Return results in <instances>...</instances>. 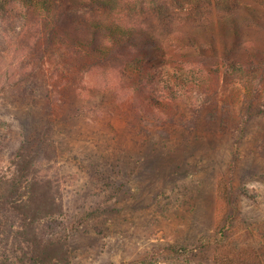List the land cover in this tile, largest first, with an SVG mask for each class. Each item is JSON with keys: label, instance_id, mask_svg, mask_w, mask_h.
Returning a JSON list of instances; mask_svg holds the SVG:
<instances>
[{"label": "rangeland", "instance_id": "374dc122", "mask_svg": "<svg viewBox=\"0 0 264 264\" xmlns=\"http://www.w3.org/2000/svg\"><path fill=\"white\" fill-rule=\"evenodd\" d=\"M167 49L171 60L202 59L187 47ZM67 73L63 87L46 82L21 97L0 92V170L34 136L54 148L28 149L40 151L38 178L61 204L35 226L39 235L66 237L59 264H214L207 259L222 247L215 219L222 207L232 215V245L264 264V115L240 128L247 107L264 102V87L253 95L224 78L195 120L186 101L166 120L138 116L116 95H102L99 83L86 80L83 89L80 76ZM12 240L1 244L0 260L27 264ZM182 247L205 257L184 258L176 253Z\"/></svg>", "mask_w": 264, "mask_h": 264}, {"label": "trees", "instance_id": "16d2710c", "mask_svg": "<svg viewBox=\"0 0 264 264\" xmlns=\"http://www.w3.org/2000/svg\"><path fill=\"white\" fill-rule=\"evenodd\" d=\"M0 38V92L12 96L32 95L46 82L63 87L73 69L83 89L86 80L99 83L102 95H116L138 116L172 119L177 104L186 101L196 108L195 120L214 93L213 84L224 78L253 95L264 87V0H0ZM168 44L176 52L187 47L202 59L197 65L171 60ZM260 115L264 102L247 107L243 132L249 119ZM33 145L54 150L42 135L34 136L16 150L8 169L0 170V246L13 234L12 244L27 264H59L66 237L35 232L38 220L62 209L38 178L43 159L40 151L28 149ZM231 218L224 207L218 209L216 238L222 247L207 260L261 264L245 246L232 245ZM196 251L176 249L184 258ZM205 252L192 255L203 258Z\"/></svg>", "mask_w": 264, "mask_h": 264}]
</instances>
